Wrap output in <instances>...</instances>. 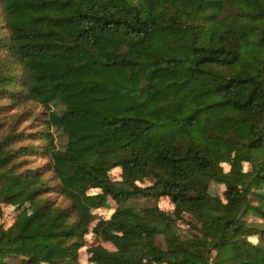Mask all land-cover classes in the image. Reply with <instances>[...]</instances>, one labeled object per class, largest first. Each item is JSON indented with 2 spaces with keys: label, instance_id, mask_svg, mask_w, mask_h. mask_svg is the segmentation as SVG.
<instances>
[{
  "label": "trees",
  "instance_id": "16d2710c",
  "mask_svg": "<svg viewBox=\"0 0 264 264\" xmlns=\"http://www.w3.org/2000/svg\"><path fill=\"white\" fill-rule=\"evenodd\" d=\"M7 208L0 264H264V0H0Z\"/></svg>",
  "mask_w": 264,
  "mask_h": 264
},
{
  "label": "rangeland",
  "instance_id": "374dc122",
  "mask_svg": "<svg viewBox=\"0 0 264 264\" xmlns=\"http://www.w3.org/2000/svg\"><path fill=\"white\" fill-rule=\"evenodd\" d=\"M28 124H29V122L25 121L21 125V129L24 126H29ZM52 131L54 132V134L56 136L57 146L60 149H64L66 147V144H67V138L64 135L63 131L59 128H56V127H53ZM216 157H217L219 169L221 171H228L230 166L227 163H223L222 161H220L218 154L216 155ZM30 162H31L30 166L40 167V166L45 165L48 162V159H45L42 157H36L33 159V161H30ZM241 167L246 168L248 166L246 165V163H242ZM113 175H115V177L119 178L118 170L113 171ZM152 182H153V180L148 177V178L143 179L139 183L141 185H148V184H151ZM224 190H225V185L218 183L216 181H210V192L211 193H213L215 195L223 196ZM52 198H53V200H55V202L61 203V205L65 206L67 203V201L64 199L63 196L57 195L55 193H52ZM155 204H158L162 209H164L165 211H168V212H172L174 210V207H175L174 203L167 197H162L159 200H155L152 198L133 199V200H130L126 203V205L135 206L138 209H142L144 207L154 206ZM13 208H7L4 215L2 217H0V224H4L6 227H9L12 230H17L19 224L21 223V218L15 217V214L13 212ZM113 211H114V208H109V209L101 208V209L97 210L96 213L102 217L108 218L113 213ZM194 223H195L194 217L189 213H184L183 217L178 220V231H179V233L182 234L183 236H190L191 234L195 233L196 229L194 228ZM89 241L91 243H103L108 248H113V246L111 244L104 243L101 240L94 238L92 235L89 236ZM158 241L160 243H162L163 237L159 236ZM81 262H82V264H95V263L89 262L86 247L82 249V260H81ZM9 264H19V261L17 258H10Z\"/></svg>",
  "mask_w": 264,
  "mask_h": 264
}]
</instances>
